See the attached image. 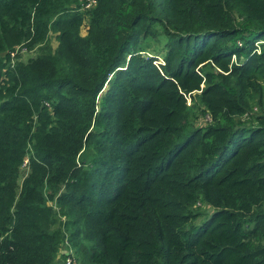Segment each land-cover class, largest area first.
I'll use <instances>...</instances> for the list:
<instances>
[{
	"label": "trees",
	"instance_id": "obj_1",
	"mask_svg": "<svg viewBox=\"0 0 264 264\" xmlns=\"http://www.w3.org/2000/svg\"><path fill=\"white\" fill-rule=\"evenodd\" d=\"M83 1L0 0V264H264V0Z\"/></svg>",
	"mask_w": 264,
	"mask_h": 264
},
{
	"label": "rangeland",
	"instance_id": "obj_2",
	"mask_svg": "<svg viewBox=\"0 0 264 264\" xmlns=\"http://www.w3.org/2000/svg\"><path fill=\"white\" fill-rule=\"evenodd\" d=\"M84 31H85V29L82 28V29L80 30V35H83V34H84ZM49 43H50V46H51L52 48H54L55 45H56L55 41L53 40V36H52V35H50ZM157 45H160V44H154V45H151V41H150V42H149V49H150V50H156V48H158ZM154 46H155V47H154ZM28 54H29V53H22V52L19 53V52H17L16 55H14V57H15V56H16V57L18 56L20 60H25V58H26V56H27ZM31 54H32V53H30L29 55H31ZM156 63H161V59L158 58ZM198 122L202 123V121H200V120H198ZM204 210H205L204 207H200V212H206V211H207V213L210 212V210H205V211H204ZM62 248H63V247H61L60 250H62ZM69 261H70V260H69Z\"/></svg>",
	"mask_w": 264,
	"mask_h": 264
},
{
	"label": "built area",
	"instance_id": "obj_3",
	"mask_svg": "<svg viewBox=\"0 0 264 264\" xmlns=\"http://www.w3.org/2000/svg\"><path fill=\"white\" fill-rule=\"evenodd\" d=\"M95 3V0H84L83 3L81 4V9L83 10H89ZM253 50L256 54L260 52V50L263 48L264 49V40H257L253 42ZM234 58L232 57V60ZM68 260L66 261V264H68Z\"/></svg>",
	"mask_w": 264,
	"mask_h": 264
}]
</instances>
